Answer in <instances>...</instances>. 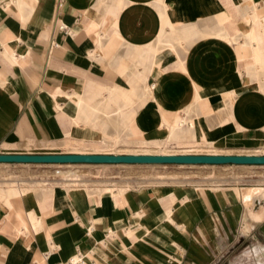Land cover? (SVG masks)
Segmentation results:
<instances>
[{"label": "crops", "instance_id": "1", "mask_svg": "<svg viewBox=\"0 0 264 264\" xmlns=\"http://www.w3.org/2000/svg\"><path fill=\"white\" fill-rule=\"evenodd\" d=\"M195 1L220 14L192 21L205 35L152 71L145 100L126 29L145 43L148 15L122 24L110 58L86 30L84 1L0 0V154L138 149L163 117L190 120L211 148L264 154V0ZM74 146L85 151L34 152ZM167 181L123 195L61 186L17 204L0 197V264H264V186Z\"/></svg>", "mask_w": 264, "mask_h": 264}, {"label": "rangeland", "instance_id": "2", "mask_svg": "<svg viewBox=\"0 0 264 264\" xmlns=\"http://www.w3.org/2000/svg\"><path fill=\"white\" fill-rule=\"evenodd\" d=\"M169 2V14L173 22L179 26L187 25L188 29H196L203 33L198 27V22L194 20L211 19L215 21L216 13L211 5H203L195 0H167ZM97 3L98 0H92ZM142 1L138 0L139 7ZM135 4V3H134ZM126 10H124L125 12ZM126 13V12H125ZM178 28V27H177ZM107 37L103 40L107 42L102 45V51L107 57L113 58V49L108 45L112 40L113 30L102 26ZM118 29V28H117ZM121 30V29H120ZM119 31V30H118ZM122 33V31H120ZM112 33V35H111ZM120 33V34H121ZM124 34V33H122ZM199 37V36H197ZM195 37V38H197ZM195 38H192L195 39ZM191 40V41H192ZM184 46H180V50ZM171 57L160 54L158 57V67L165 70L170 67ZM151 87V86H150ZM152 88V87H151ZM144 92V91H143ZM195 126V125H194ZM160 123L157 127L159 137L148 139L142 133V147L124 148L111 147L105 145L100 154L107 155H237L247 154L241 150H222L211 148L204 142L195 141V134L186 132L185 138L173 142L169 140L167 131L162 130ZM190 129V128H189ZM134 135V130H132ZM165 134V135H164ZM139 136V134L137 135ZM162 138V139H161ZM166 138V139H165ZM191 138V139H190ZM159 141H158V140ZM168 139V140H167ZM194 139V141H193ZM182 140V141H181ZM189 140V141H188ZM172 141V142H171ZM159 142V143H158ZM188 142V143H187ZM165 144V145H164ZM182 144V145H181ZM187 144V145H186ZM210 144V143H209ZM212 146V144H210ZM78 146V145H77ZM182 146V147H181ZM214 147V146H213ZM28 151H33L32 149ZM79 147H70L56 151L38 150L34 152H82ZM255 153V152H253ZM92 154V153H87ZM259 155V154H256ZM264 155V154H260ZM167 181L168 185L187 184L198 186H229L240 185L243 187L264 186V166L238 167V166H102V165H1L0 166V197L7 198L12 204H17L22 197H30L29 194L35 189L47 190L50 187L76 186L91 187L97 191H107L113 189L131 190L135 187L150 186L160 181ZM105 187V188H102ZM110 187V188H109ZM123 187V188H120ZM125 187V188H124ZM112 188V189H111ZM116 190V191H117ZM115 191V190H113ZM74 261H79L75 259ZM74 263V262H73Z\"/></svg>", "mask_w": 264, "mask_h": 264}, {"label": "bare ground", "instance_id": "3", "mask_svg": "<svg viewBox=\"0 0 264 264\" xmlns=\"http://www.w3.org/2000/svg\"><path fill=\"white\" fill-rule=\"evenodd\" d=\"M68 1L71 3L74 2L75 0H68ZM81 1H84L85 3L83 4L84 14L82 15V20L83 22L88 23V28L86 30L90 34L96 32L98 35V39H100L101 43L103 38L107 37L106 31L105 29H102V26L103 27L106 26L107 28L114 29L113 30L114 34L112 35L111 33L113 37L112 40L114 41V39H116L118 36H124V34H122L123 33L122 24L125 23L131 16H140L142 14L144 16L145 15L149 16L148 19L145 20V25L147 27V31L145 33L147 40L145 43L139 45L136 44L133 38L134 33L130 30L129 26L126 29L127 40L132 42L137 47L141 48L139 63L142 67V75L141 77L138 76L137 82L139 83V81H141V83L144 85L143 98L145 100L148 99L150 100L154 98L153 89L158 87V85H154L151 88L150 86L147 85L148 77L150 76L152 71L157 68L161 73H165V70L158 67L159 55L165 54L168 57L177 55L180 52V46H184V43H187L188 41L192 40V38L201 36V33L196 29L194 28L188 29L187 28L189 26L188 24H187L188 26L187 25L179 26L180 25L179 24L177 25L178 28L176 27V24L173 22V19L170 17L169 14L170 4L167 0H141L142 2L140 3L139 7H137L138 0H98L97 3H93L92 0H81ZM13 2H15L18 5L22 4V0H13ZM124 10H126L125 11L126 13L124 12ZM151 14H154L153 20L150 19ZM21 15H23V13ZM65 28L61 27L62 30H65ZM120 31H122V33ZM111 42L112 41H110V44L108 45L109 48H111ZM102 45L103 43L101 44V47ZM97 59H99V57ZM159 123L161 125L162 130L167 131L168 134L167 138L169 140H172L173 142L178 141L177 144L179 143L180 139L185 138V135L189 133L188 132L186 134L187 126L188 128L194 127V124L190 122V120L188 119L179 120L176 123L171 124L163 117L160 119ZM161 128L159 131H161ZM258 152L264 153L263 150ZM5 165H11V164H5ZM15 165H31V164H15ZM121 166H165V165H121ZM107 192L114 195L115 191L107 190ZM116 192H118V194L123 195V193H128L130 191L126 189H118ZM29 196L32 197V192L29 194ZM37 224L33 221V226L35 229L37 228ZM75 259L80 261L81 258L79 259L75 257Z\"/></svg>", "mask_w": 264, "mask_h": 264}, {"label": "water", "instance_id": "4", "mask_svg": "<svg viewBox=\"0 0 264 264\" xmlns=\"http://www.w3.org/2000/svg\"><path fill=\"white\" fill-rule=\"evenodd\" d=\"M0 164L264 166V155L0 154Z\"/></svg>", "mask_w": 264, "mask_h": 264}, {"label": "built area", "instance_id": "5", "mask_svg": "<svg viewBox=\"0 0 264 264\" xmlns=\"http://www.w3.org/2000/svg\"><path fill=\"white\" fill-rule=\"evenodd\" d=\"M77 264H83L82 262H79V263H77Z\"/></svg>", "mask_w": 264, "mask_h": 264}]
</instances>
